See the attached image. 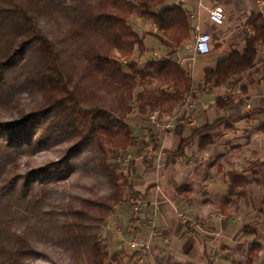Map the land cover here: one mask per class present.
<instances>
[{
	"label": "trees",
	"instance_id": "16d2710c",
	"mask_svg": "<svg viewBox=\"0 0 264 264\" xmlns=\"http://www.w3.org/2000/svg\"><path fill=\"white\" fill-rule=\"evenodd\" d=\"M133 15L157 26L165 56L132 59L144 49ZM190 31L186 10L165 0H0V264H32L35 240L61 247L70 264H123L101 232L125 196L136 194L120 162L136 141L126 117L135 109L171 115L184 102L192 82L173 57ZM152 79L158 86L148 88ZM54 146L56 160L19 170L20 156ZM79 163L109 191L42 207L49 184ZM229 177V195L249 181ZM260 248L252 242L246 261L233 264H252Z\"/></svg>",
	"mask_w": 264,
	"mask_h": 264
},
{
	"label": "crops",
	"instance_id": "0c3cea01",
	"mask_svg": "<svg viewBox=\"0 0 264 264\" xmlns=\"http://www.w3.org/2000/svg\"><path fill=\"white\" fill-rule=\"evenodd\" d=\"M165 4L180 5L188 14L190 36L173 58L188 72L192 86L186 96L188 106L183 103L171 115H162L148 131L164 151L174 144L175 151L186 138L190 142L183 153L169 157L159 173L134 175L139 178L132 186L136 194L129 196L138 197L140 208L134 212L128 196L115 207L107 224L109 250L121 251L123 264H225L229 232L237 219L250 214V209L241 210L245 189L238 187L244 192L236 193L240 201L230 200L229 173L246 177L247 187L259 182L258 174L264 169L262 164L251 168L257 161L264 162V0H165ZM214 8L223 12L221 24L209 19ZM131 19L138 33L148 32L142 34L145 44L155 39L163 45L158 48L163 56L169 52L154 23L137 15ZM200 31L211 35L210 50L204 55L184 47ZM155 174L158 179L142 180ZM234 201L237 218L226 209ZM241 226L242 237H256L252 224ZM133 239L141 244L131 247ZM252 242L261 245L254 259L260 261L264 245L258 239ZM241 243L244 257L251 243Z\"/></svg>",
	"mask_w": 264,
	"mask_h": 264
},
{
	"label": "rangeland",
	"instance_id": "374dc122",
	"mask_svg": "<svg viewBox=\"0 0 264 264\" xmlns=\"http://www.w3.org/2000/svg\"><path fill=\"white\" fill-rule=\"evenodd\" d=\"M132 22L133 21L130 18L129 24L131 26L133 24ZM147 33L148 32L146 31H142L139 34L141 36L142 34L145 36L147 35ZM144 36L142 37L144 38ZM190 41L192 42V39L187 40L184 43V45L189 43ZM162 46L163 45H161L155 39L152 41H148L147 39L146 44L144 43V49L142 51H138L136 48L132 55V59L144 63L148 58H161L164 54L158 48H163ZM186 50H190V49H186ZM114 53L117 55L116 51H114ZM120 63L121 65H124L122 61H120ZM157 86L158 83L156 82V80L154 79L150 80V84L148 85V88H155ZM183 103L186 104L185 105L186 108L189 103L188 98H185ZM183 103L179 106L180 108L183 106ZM180 110L181 109H179V111ZM149 115L150 117L152 116L151 118L153 119H150ZM161 116L162 115L158 114V112L156 111L148 112L147 114L142 116L135 109L133 113L129 114L126 117V121L128 122L132 130V133L135 136L136 141L134 142L133 146H130L128 148L126 156H124V158L122 157L120 162L121 165L123 166L122 172L123 174L127 175L128 182L129 183L131 182L132 186L134 184V181L139 179L134 177L136 173L138 174L141 173V175H143V173L148 171H152V172L155 171L157 173L159 170L163 168L164 164L167 162V159L173 156L172 154L174 150L172 149H175L176 147L175 144L171 146L169 150L164 151L163 145L158 143L159 144L158 149L154 150L153 147L154 143L153 140L150 138V134H149L150 132L148 131L149 130L148 128L152 129V127L158 123L159 117ZM185 120H189L188 117L185 118ZM158 144L156 143V145ZM58 148H60V146H54L47 151H40L33 153L31 156H26V155L20 156L19 157L20 163L23 164L26 163L27 165L26 164L25 166L22 165L19 170L22 172L24 168L28 166L34 167L38 165H43L48 160H56L59 155V152L57 151ZM261 164L264 165V163L257 161L255 163V166L252 165L251 168L258 167ZM225 169H227V167ZM87 170L88 169H85V167H83V165L79 163L76 166H74L73 170L69 175L62 177L61 179H59L58 182H51V184H49L48 186L49 188H47L48 194H46V197L47 196L48 197L47 198L45 197L42 207L45 206L53 207V205L55 206L61 198L63 199L69 198V196H72L73 198L76 196L94 197L97 194L107 193L109 191V187L106 184V182L102 179H99V177L95 174V172L92 173L91 171L89 170L87 171ZM157 175L155 174L154 176H150V177L149 176L147 177L146 175L143 176L142 180L150 182V180L152 179H158L159 177ZM258 181L259 182L256 184L251 183L247 187L240 188V190L245 189V195H244L245 197L241 203V210L244 208L250 209L249 210L250 214L249 216L246 215L243 216V218L237 219L238 221H236L237 224L235 228L229 232V240L226 243L227 244L226 246L229 248L228 251L229 256L227 261H225V264H233V262L236 261H240L241 263H244L246 261L247 256L243 257L241 253L242 251V248H240L242 246L241 242H243V244L246 243V246H248L252 241L258 239L262 243V245H264V169H262L261 173L258 174ZM237 191L238 188L235 189L234 194L232 193V195H230L231 201L237 200L238 198L236 194ZM42 195L43 193L40 194V197ZM129 195L132 194H127L125 198L128 196L129 199L131 197ZM130 199L132 203L131 205L133 206V201L138 199V197L132 196ZM237 203H238L237 201H234L226 208L228 209L229 212H234L233 215H231V213L230 215L236 218L239 216V213L236 210ZM110 215L106 217L105 226L101 232L102 237L106 238V240L110 239L108 238L109 235L107 234V232H109L107 231V224ZM259 219H261V222H253L254 220H259ZM245 223L249 225L252 224L251 227L255 230L256 237L253 234L242 237V234L239 233V231L242 228L241 225ZM248 228L249 226L246 227L247 231ZM252 228L250 230H252ZM249 233L251 232L249 231L247 234ZM237 235H239V237H237ZM233 237H236L235 240H233ZM217 245L219 246L220 244L218 243ZM237 245L239 246L240 249L237 250L238 252L234 250L235 246ZM34 246L36 247L37 253L34 255L33 259L31 260L32 264H49L50 261L61 264H70L71 262V258L68 257L69 254L65 252V250H62L61 247H58L57 245H52L49 242H44V241L41 242L35 240ZM261 258L262 259L260 261H257L258 259H256L254 262L257 264L264 263V255H262Z\"/></svg>",
	"mask_w": 264,
	"mask_h": 264
},
{
	"label": "built area",
	"instance_id": "2783aa9c",
	"mask_svg": "<svg viewBox=\"0 0 264 264\" xmlns=\"http://www.w3.org/2000/svg\"><path fill=\"white\" fill-rule=\"evenodd\" d=\"M209 19L214 23L221 24L223 20L222 10L220 8H214L213 10H211L209 12ZM210 41H211V35L208 32L200 31L195 34V36L192 39V42L190 41L189 43L185 44L184 47L186 49L192 50L195 54L204 55L210 50ZM139 208H140V200L136 199L135 201H133L132 210L136 212L139 210ZM151 226H153L152 223ZM129 244L131 247H138V245H140L141 243H139L136 239H134L131 240Z\"/></svg>",
	"mask_w": 264,
	"mask_h": 264
}]
</instances>
